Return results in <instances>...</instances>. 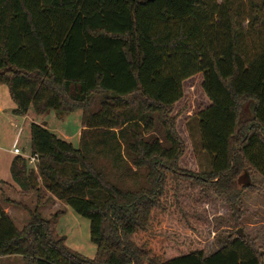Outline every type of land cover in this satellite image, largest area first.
I'll return each mask as SVG.
<instances>
[{"label":"trees","instance_id":"1","mask_svg":"<svg viewBox=\"0 0 264 264\" xmlns=\"http://www.w3.org/2000/svg\"><path fill=\"white\" fill-rule=\"evenodd\" d=\"M251 10L264 44V0ZM239 18L211 0H0V83L13 112L82 109L84 125L75 145L31 123L38 168L19 155L11 172L38 204L25 206L30 221L19 228L0 201V255L25 264H264L257 239L238 229L207 254L199 225L178 221L186 242L164 222L185 217L180 183L193 179L214 186L239 225L238 199L257 191L254 174L264 178V46L247 56ZM198 73L211 101L196 116L209 171L181 168L188 147L173 114ZM46 192L90 220L94 257L54 235L40 212Z\"/></svg>","mask_w":264,"mask_h":264},{"label":"rangeland","instance_id":"2","mask_svg":"<svg viewBox=\"0 0 264 264\" xmlns=\"http://www.w3.org/2000/svg\"><path fill=\"white\" fill-rule=\"evenodd\" d=\"M262 1L263 0H211L212 3L227 2L239 12V21L242 24L240 44L249 58H253L264 46L263 34L255 32L250 27L249 23L252 18V4L261 3ZM201 79V75L197 74L184 83V99L176 104L175 111L173 112V114L181 113V115H179L180 117L177 119L178 130L181 135L183 134L185 136L186 143L191 146L192 150V152L187 151L186 155L180 159V166L184 170L209 171L211 168L209 154L204 151L202 147L198 120L195 117L186 120V125L191 127L190 133L188 134L189 137H187V133L184 131L186 128L184 121L187 116L191 114L197 115L198 112L208 104L200 84ZM9 94L8 85L0 83V102L6 104L7 100H10ZM31 110L32 111L29 113L30 121L34 119L32 121L40 124L43 120H47L46 123H49L51 127L57 130L61 129V126L67 125V128H65L66 134L72 139L75 145H78V131L81 128L82 110L79 109L70 114H59L54 110H49L44 115L37 114L34 108H31ZM56 114L60 117L55 116ZM32 116L35 118H31ZM15 145L23 149L25 154L30 153V132L21 130L16 133L15 129L11 127L10 122L0 117L1 164L5 163L6 160L11 161L13 154L10 153V150L13 149ZM198 148L204 152L200 153ZM254 178L259 185L257 191L244 190L238 199V205L244 210L239 225L235 224L234 221L230 219L232 216V207L227 199L218 194L214 186L197 182L193 179H182L180 183L179 207L182 213L185 214V217L181 219L180 211H177V216L172 214L166 216L164 222H168V226L171 227L172 230L171 232H178L180 238L187 235L186 242H190L192 236L186 231L179 230L181 223L178 221L199 225L202 229L199 232L203 241H206L207 254L217 250L221 246L220 238L232 229H238L239 233H241V230L242 234H249L251 237L256 238L261 252L264 253V178L258 173L254 174ZM240 185L243 186L244 181L241 182ZM8 195L15 199H22L24 202H27L31 208L36 206V192H31L27 197L23 196L24 198H20L16 193H8ZM49 196L50 195L46 193V198L40 203V212L43 217L50 221L54 235L57 238L65 235L67 237L66 244L69 248L83 256L90 258L94 257L96 255L97 246L91 239L90 220L75 212L68 205V209L65 211H63L64 204L62 203L55 207L51 206L53 204V199ZM48 197L50 198L49 201H47ZM234 212H238L237 207H234ZM15 219L17 226L22 228L29 223L30 214L20 213V215H15ZM189 219L191 223H189ZM14 257L15 258L12 260L13 264H23L22 255H14ZM7 261L9 262V259H7Z\"/></svg>","mask_w":264,"mask_h":264},{"label":"crops","instance_id":"3","mask_svg":"<svg viewBox=\"0 0 264 264\" xmlns=\"http://www.w3.org/2000/svg\"><path fill=\"white\" fill-rule=\"evenodd\" d=\"M201 75V86H202V82H203V75L202 73H198ZM196 76V75H194ZM193 76V77H194ZM193 77L189 78V79H192ZM187 79V80H189ZM185 80L184 83L187 81ZM184 85V84H183ZM202 91H203V94L205 95L206 99H207V106H205L203 109L207 108L208 106L211 105V101L210 99L208 98V96L206 95L203 87H202ZM10 96V100H7L6 104L0 102V117L3 119V120H8L10 122V125L12 128L15 129L16 133L21 131V130H27L30 132V139H31V129H30V126H31V123L34 122L32 120L30 121V117H29V113L31 110V107L28 111L27 114L25 115H18V114H15L13 111L14 109L17 108V104L16 102L13 100V98L11 97V94H9ZM184 95H185V91H184ZM184 99V97L182 98V100ZM179 103V102H178ZM186 109V108H185ZM201 109V110H203ZM82 110V109H80ZM184 110V109H183ZM189 110V109H188ZM200 110V111H201ZM199 111V112H200ZM36 112V111H35ZM48 112V111H47ZM46 112V113H47ZM198 112V113H199ZM44 113V114H46ZM57 113V112H56ZM44 114H39V115H44ZM70 114V113H69ZM82 115H83V110H82ZM181 115V113H180ZM198 115V114H197ZM197 115H188L187 118L185 119L184 121V124L186 125V120L190 119L191 117H195ZM55 116H58L60 117L58 114H56ZM180 117V116H179ZM31 118H35V117H31ZM59 120V118H58ZM178 121V120H177ZM7 122V121H6ZM47 120H43L40 124H44L47 128H49L51 131H53L57 136H59L60 138L62 139H65L67 141H70L72 142V139L70 137H68V135L66 134L65 132V128H67V125H64V126H61V129H56V128H53L49 125V123H46ZM61 124V123H60ZM178 127V126H177ZM84 126L82 124V119H81V128L79 129L78 131V137H79V140H80V134L83 130ZM188 129V130H187ZM190 129L191 127H189L188 125H186V128L184 129V131H186L187 133V137H189V133H190ZM182 137L184 138V140L186 141V138L185 136L182 134ZM189 142V141H188ZM73 143V142H72ZM77 145V144H76ZM187 151H191V146L189 144H187ZM15 148H20L19 146L15 145L13 147V149L10 150V153L13 154V157L10 160H6L5 163L1 164V160H0V181H4L5 183L2 185V190H0V201L2 203V206H3V209L11 216V218L14 220V222L16 221L15 219V215H20V213H27L29 214V211L27 210V208L25 206H28L31 208V206H29L27 204V202H24L22 199H15V198H12L10 195H8V193H16L20 198H24L23 196H26L29 195L31 192L29 193H23L21 192V189L20 187L15 183L14 179H13V175H12V172H11V165H12V162L14 160V158L16 156H19L18 154H16L14 152V149ZM21 149V148H20ZM22 151H24L23 149H21ZM186 151V152H187ZM194 151V150H193ZM198 151L201 153V152H204L202 151L200 148H198ZM186 155V153H185ZM184 155V156H185ZM183 156V157H184ZM182 157V158H183ZM37 170V169H36ZM48 193V195H50L49 197H51L53 199V204L51 206L55 207L59 204H64V208H63V211L67 210V205L60 201L59 199H57L55 196H53L51 193L49 192H46ZM25 197V198H26ZM48 197V198H49ZM10 201H14L15 203H11ZM19 203V204H18ZM37 202H36V206H37ZM36 206L34 208H31V209H35ZM16 223V222H15ZM17 225V224H16ZM20 228V227H19ZM67 240V239H66ZM14 255H5V256H2L0 255V264H13L12 263V260L14 259ZM7 259H9V262L7 261ZM23 264H25L24 262V258H23Z\"/></svg>","mask_w":264,"mask_h":264},{"label":"built area","instance_id":"4","mask_svg":"<svg viewBox=\"0 0 264 264\" xmlns=\"http://www.w3.org/2000/svg\"><path fill=\"white\" fill-rule=\"evenodd\" d=\"M14 152L18 155L23 156L27 161L28 164L33 166L35 169H37V164L39 162V156L38 154H32L31 152L28 154H25L24 151H22L20 148H15Z\"/></svg>","mask_w":264,"mask_h":264},{"label":"water","instance_id":"5","mask_svg":"<svg viewBox=\"0 0 264 264\" xmlns=\"http://www.w3.org/2000/svg\"><path fill=\"white\" fill-rule=\"evenodd\" d=\"M254 106H255V103L253 102V103H251L250 108L253 110L254 109ZM240 232L242 233L241 230H240Z\"/></svg>","mask_w":264,"mask_h":264}]
</instances>
